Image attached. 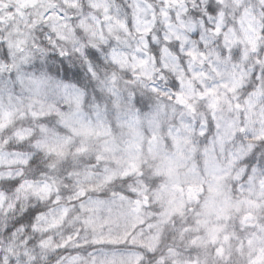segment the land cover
<instances>
[{
	"label": "clouds",
	"instance_id": "9594fccd",
	"mask_svg": "<svg viewBox=\"0 0 264 264\" xmlns=\"http://www.w3.org/2000/svg\"><path fill=\"white\" fill-rule=\"evenodd\" d=\"M0 264H264V0H0Z\"/></svg>",
	"mask_w": 264,
	"mask_h": 264
}]
</instances>
